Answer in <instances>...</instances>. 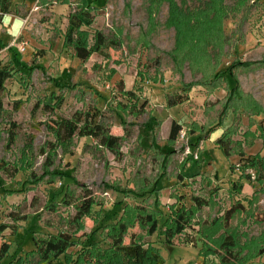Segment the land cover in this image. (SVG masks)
Instances as JSON below:
<instances>
[{
    "label": "rangeland",
    "instance_id": "obj_1",
    "mask_svg": "<svg viewBox=\"0 0 264 264\" xmlns=\"http://www.w3.org/2000/svg\"><path fill=\"white\" fill-rule=\"evenodd\" d=\"M81 9L94 15L79 34L87 46L105 39L84 63L64 48L69 16ZM0 45V61L13 71L0 111V226L9 227L1 240L11 244L0 264L34 251V234L59 233L76 246L58 263L87 264L80 256L89 251L120 264L108 225L135 221L137 206L160 213L158 230L150 237L136 222L126 244L136 235L165 264H264V160L246 167L264 156V112L247 107L251 99L264 109V0H13ZM236 63L252 66L235 78ZM216 79L223 83L214 92L204 85ZM238 86L248 99L222 119ZM174 93L188 101L168 109ZM87 115L121 139L115 152L93 138L56 139L55 121ZM174 122L183 131L172 145ZM222 137L231 157L217 144ZM88 193L95 204L77 220ZM193 196L207 206L197 210ZM239 204L244 212L224 230L225 212ZM182 207L192 208L191 226L168 242ZM228 236L236 260L225 263Z\"/></svg>",
    "mask_w": 264,
    "mask_h": 264
},
{
    "label": "trees",
    "instance_id": "obj_2",
    "mask_svg": "<svg viewBox=\"0 0 264 264\" xmlns=\"http://www.w3.org/2000/svg\"><path fill=\"white\" fill-rule=\"evenodd\" d=\"M12 1L13 0H0V21L4 16L10 15ZM93 23L94 15L91 13V11L86 9L76 11L69 16V25L65 34L64 48L66 49L67 47H72L75 53V58L82 63L88 61L93 54L101 52V49L105 45V39L102 35H98L97 44L92 48H89L86 41L80 37V30L83 27H91ZM1 50L2 47L0 45V52ZM43 55L44 53L40 54V56ZM220 61L221 60H218L217 65L213 67L214 73L216 70H218V64ZM251 66L252 64L236 63L230 68L232 75L236 78V69H247ZM12 76L13 71L9 68V66H3L0 61V111L3 109V95L6 91V83L12 79ZM222 83L223 79L219 80V82H217L216 79L214 80L213 88L211 86V82L208 84L204 83V85L209 89L211 88L210 90L214 92L217 90V88L221 87ZM120 90L128 95H132L131 92L125 91L122 85H120ZM237 93L238 95H236L235 91L228 92L227 100L223 105L224 108L222 119L224 116H226V113L229 110L234 109V112L238 113L244 100L248 99V96L245 98V96L241 95L242 93L239 86L237 88ZM238 96L240 98H238ZM165 100L166 107L171 109L186 103L188 101V95L174 93L173 96H170L167 94ZM247 107L251 109L250 112H252L254 115L259 114L261 111L264 112V109L251 99H249L247 102ZM145 108L146 106L144 105L141 107L140 112L142 114L145 113ZM52 130L56 139L61 143L68 142L76 136L93 138L100 141L111 152L116 151L121 140L119 137L113 136L109 128H107L103 123H96L95 118L91 115H87V117L75 116L72 119H58L55 121ZM182 131L183 129L181 125L174 122L171 127L169 143L175 145ZM14 140L15 137L12 134L10 137V142L13 143ZM217 144L223 148L227 157H231L230 148L225 144L223 137L217 141ZM153 146H155V143H153ZM171 154L173 153L167 154V156ZM263 160L264 156L259 157L257 160H250L246 164V167L250 169H258L261 167ZM159 180L157 181L156 186ZM192 202L197 210H201L203 207L207 206V202L200 197L193 196ZM94 204L95 203L92 196H90L88 193L85 198V202L78 210L76 219L81 220L83 217L89 215ZM244 210L245 207L239 204L226 211L223 216V229L229 230L230 223L234 215L237 212H244ZM134 213L135 221H129L128 219L124 218L121 222H118L115 225H108L111 228L109 238L113 243V259H118L120 264H165V260L161 253L151 247H147V245L142 243L140 239L138 240L136 235L131 236L129 244H126V238L128 237L132 228H134L136 222L141 228L147 230L150 237L154 236L158 230V216L160 214L158 211L153 209L151 211L148 207L137 206L135 207ZM192 214V208L187 209L182 207L179 210H175V217L170 223L171 227L165 233V237L168 242H171L175 236L184 234L187 228L191 226L190 220L192 218ZM11 217H13L15 221L23 220L22 217L15 216L14 214L11 215ZM167 223L168 220L165 224ZM8 229L9 227L6 225L0 226V263L5 259L11 249V244L9 242L1 240L4 232ZM34 242L36 249L28 253L24 259H18L16 262H14L15 264H27L26 260L29 257L33 258V261L34 259L37 260L34 264H60L61 262L58 263V261H60L62 257H66L67 252L76 246V243L73 241L71 235L67 233H59L57 235L49 236L34 234ZM235 247L236 243L232 236H228L223 240L221 248L225 250L226 253H228V256L223 258L225 263L230 261L232 258L236 260V257L234 258L233 253ZM262 253L264 254V250H262ZM80 258L83 259L84 263L87 264H104L102 260H99L97 256L95 257L92 252L89 251H86L80 256Z\"/></svg>",
    "mask_w": 264,
    "mask_h": 264
}]
</instances>
